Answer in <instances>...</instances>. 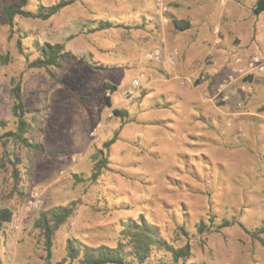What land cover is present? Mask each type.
Listing matches in <instances>:
<instances>
[{
    "label": "rangeland",
    "instance_id": "obj_1",
    "mask_svg": "<svg viewBox=\"0 0 264 264\" xmlns=\"http://www.w3.org/2000/svg\"><path fill=\"white\" fill-rule=\"evenodd\" d=\"M58 1L29 0L27 9L36 14L39 4ZM161 1L80 0L48 20L18 17L14 33L0 24V121L9 122L8 130L16 128L11 79L22 76L23 102L34 126L29 136L44 149L35 153L15 141L6 148L0 144V209L14 213L1 227L0 264H46L35 221L41 211L72 202L77 206L74 216L55 235L54 263L67 257L69 239L115 247L122 221L143 213L177 247L187 242L177 230L187 222L189 264H264V245L258 239L264 241V233L257 238L251 234L264 226L263 145L249 141L248 150L224 142L229 137L224 128L232 124H225L230 115L225 116L224 104L230 99L224 100L221 83H213L217 88L211 101H201L200 95L208 93L205 71L188 72L184 65L187 56H201L203 45L198 43L208 32L222 33L229 55L221 81L229 85L226 91L231 89L232 110H264L261 79L251 75L248 80L247 73L248 61L264 49V13H254L257 0ZM100 20L115 27L89 32ZM174 20L186 21L190 28L180 30ZM235 38L239 40L232 45ZM36 41L63 43L75 55L54 69L55 81L44 69L28 68L39 56ZM174 70L182 77L184 97L161 100L163 90L151 73L171 80ZM105 84L117 86V93L105 92ZM250 84L252 91L243 89ZM114 109L128 115L115 117ZM209 117L218 122L211 124ZM251 118L245 116L241 128L236 127L238 138L256 139ZM113 138L116 142L105 151L108 167L93 182L91 157ZM17 158L22 162L14 167ZM76 175L85 182H77ZM212 216L234 217L239 223L200 235L195 225L201 220L210 225ZM150 264H157V258Z\"/></svg>",
    "mask_w": 264,
    "mask_h": 264
},
{
    "label": "trees",
    "instance_id": "obj_2",
    "mask_svg": "<svg viewBox=\"0 0 264 264\" xmlns=\"http://www.w3.org/2000/svg\"><path fill=\"white\" fill-rule=\"evenodd\" d=\"M80 0H59L51 6L39 4L36 14L30 12L27 7L29 0H17L12 3H0V24L10 26L14 33L16 27V18L36 17L48 20L57 15L64 8L75 4ZM254 13L259 15L264 13V0H257ZM174 25L180 30L190 28L188 22L183 20H174ZM115 27L114 23L109 20H100L93 25L89 32L105 31ZM34 47L38 50L39 56L29 62V69H44L48 72L51 79L55 81L56 76L54 69L61 67L63 63H70L75 55L66 49L63 43H40L34 42ZM18 49L23 53V45L18 40ZM8 61V57H7ZM249 76L248 80H251ZM247 81L246 79L244 82ZM105 92L110 91L116 94L117 86L105 84ZM10 96L12 100V116L16 119V128L8 130L9 122L0 121V144L6 148L10 141H15L26 147L30 152H43V146L29 136L30 131L34 128L32 122L28 119L30 111L25 107L23 102L22 76L11 79ZM107 105L113 106L110 96L105 97ZM40 110H37L38 113ZM113 114L118 118H125L128 113L114 109ZM36 119L35 117L33 118ZM116 142L113 138L105 143L103 149H97L91 159L94 163L91 181L96 182L101 176L104 169L108 167V156L106 150ZM13 163L16 167L21 164V159H16ZM14 178L19 182V170L13 169ZM77 182H85L84 178L76 175ZM76 202L65 206H57L47 211H41L35 221V228L40 232L45 245V262L46 264H150L153 257L157 258V264H189L187 263L192 257V248L190 231L187 228V222H183L177 228L178 234L183 236L187 242L182 247H177L162 236L160 229L153 222L149 221L145 214H139L136 219L122 221L120 236L115 247L101 245L98 247L90 246L77 239H69L67 243V257L62 261L53 262L54 239L57 231L74 216L76 212ZM14 213L9 208L0 209V233L4 223L11 222ZM210 225L204 220L199 221L195 228L200 235L204 233H217L227 227L239 223L234 217H224L219 219L218 216L210 217ZM259 233H264V226L256 232L251 233L253 238L259 237ZM264 245V241L258 238ZM1 240V235H0ZM197 264V263H190Z\"/></svg>",
    "mask_w": 264,
    "mask_h": 264
},
{
    "label": "crops",
    "instance_id": "obj_3",
    "mask_svg": "<svg viewBox=\"0 0 264 264\" xmlns=\"http://www.w3.org/2000/svg\"><path fill=\"white\" fill-rule=\"evenodd\" d=\"M239 40V38H235L234 41H231L232 45H234V43H237ZM225 41H226V37L225 35H223L220 32L217 33H207V36L203 37V41L202 43H198V45H203V51L202 54L200 56L199 54H194L193 57L191 56H187L186 60H185V67L186 69L189 71H194V70H201V71H205V74L203 76V79L205 80V87L206 90L208 91V93H206L205 95H200L201 97V101H205V100H210V94L214 93L216 91V86L213 85V83H217V85L219 83L220 84V90L218 88L219 91H225V98L224 100L226 101L227 99H230V104L234 103V99L232 98L230 91L231 89L228 91H226V89L229 87L228 84H226L225 79L224 81H221L222 77L224 76V73H222L225 69V64H226V56L229 55V53L227 52V46L225 45ZM262 55H264V49H262ZM173 71V70H172ZM159 72L161 74H163V71L161 69H159ZM175 75L174 78H172L171 80H166L164 79L162 76L156 74V72H152L151 76L153 78V82L156 83L158 85H160L161 90H163L161 92V94L159 95L161 100H165L166 97L172 96L171 98H177L176 96H180L181 98L184 97L182 95L183 92H181V87L179 85L180 83V78H182L180 75L177 74L176 70H174ZM260 78V77H259ZM261 79V86L259 87V90H264V79ZM173 80V81H172ZM225 82V83H222ZM213 86V87H212ZM212 87V89H211ZM211 89V90H210ZM183 99V98H182ZM256 99V98H255ZM245 100H247V98H245ZM257 101L259 102V98L257 99ZM255 101L253 100L252 103H254ZM194 103H196V101L191 98V102L190 104L192 105L193 108H195ZM230 104L225 103L224 106H228V113H224L225 116H229V118H226L225 120V124L228 122L232 123L230 127L226 126L224 128V131L228 132V136L227 138H225L224 136V142L226 143L228 141L227 144L229 145H233V148H237L239 145L245 147L246 149H250V146L248 145V142L251 141L258 145H263L262 147H260L261 151H259V159H263L264 158V110H262V107L258 110L255 111L253 113H241L239 111H235L232 110L231 107L234 106H230ZM261 106V105H260ZM195 111L192 112V114H194ZM222 113L221 116L222 117ZM252 116L250 121L251 123H253V129L252 131L255 132V134L257 135L255 140H252V138H246V139H241L238 138L237 134H236V130H237V126H241L242 124V119L245 118V116ZM208 120H210L209 122L211 124H215L216 122H218V119L215 117H209L207 118ZM219 121H223V119H219ZM208 122V121H205ZM224 123V121H223ZM241 128V127H240ZM226 134V133H225ZM224 134V135H225ZM231 134V135H230ZM233 135L235 137H233ZM219 143H221L222 141L220 139H218Z\"/></svg>",
    "mask_w": 264,
    "mask_h": 264
},
{
    "label": "built area",
    "instance_id": "obj_4",
    "mask_svg": "<svg viewBox=\"0 0 264 264\" xmlns=\"http://www.w3.org/2000/svg\"><path fill=\"white\" fill-rule=\"evenodd\" d=\"M159 2L162 3L161 0H159ZM157 59H160L158 54H157ZM247 70H248L247 73L249 76L255 75V76H258L264 79V55H255L251 57V59L247 63ZM134 84L135 86H139L140 82L135 81ZM243 89L247 91H252V86L250 84L247 88L244 87ZM128 95H130L131 97L130 93H128Z\"/></svg>",
    "mask_w": 264,
    "mask_h": 264
}]
</instances>
